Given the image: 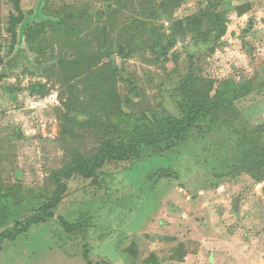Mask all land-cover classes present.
Instances as JSON below:
<instances>
[{
	"label": "rangeland",
	"instance_id": "1",
	"mask_svg": "<svg viewBox=\"0 0 264 264\" xmlns=\"http://www.w3.org/2000/svg\"><path fill=\"white\" fill-rule=\"evenodd\" d=\"M20 1L32 20L50 18L20 57L29 50L50 67L0 66V232L52 198V173L75 149L126 144L165 117L183 118L193 35L221 24L227 31L215 50H199L194 62L215 79L212 95L225 104L205 111L181 139L144 143L95 178H72L53 217L3 243L0 264H145L124 253L133 240L145 243L144 258L155 254L163 264H264V180L254 176L264 174V0H51L44 13L46 0ZM12 15H19L14 0H0L1 59L15 52ZM177 19L195 30L162 53ZM103 50L115 52L103 63L115 70L118 101L103 116L104 130L78 129L72 139L60 62ZM73 85L81 95L93 86L87 79ZM179 251L188 254L183 262L169 259Z\"/></svg>",
	"mask_w": 264,
	"mask_h": 264
},
{
	"label": "trees",
	"instance_id": "2",
	"mask_svg": "<svg viewBox=\"0 0 264 264\" xmlns=\"http://www.w3.org/2000/svg\"><path fill=\"white\" fill-rule=\"evenodd\" d=\"M208 1V4H211L213 0ZM20 2V0H14L19 15H12L10 25L13 36L12 45L15 52L7 59L0 58V64L5 68L3 72L16 71L22 60V57H20L21 51L26 49V43L34 37L47 32L46 21L50 18L44 14L42 19H36L31 23L27 22L29 15L21 8ZM50 3L51 0H46L43 6V13L48 9ZM191 26L190 20L177 19L176 29L173 32L174 39L170 41L168 47H160V51L163 53L168 48L173 47L179 37L185 36L188 28L195 30ZM226 31L227 27L224 24L212 28L208 32L194 31L193 43L190 47V70L182 83V89L189 100L188 109L183 118L174 115L165 117L163 124L158 129L142 133L130 139L126 144L124 142L115 143L103 140L96 150L90 154H83L75 149L73 158L52 173L55 186L52 198L38 212L31 214L24 220L16 221L13 226L0 232V251L6 240L15 241L20 235L27 233L34 224L45 223L49 218L53 217V210L61 203L68 192V181L75 176H82L86 179L95 178L98 171L108 161L123 162L129 160L138 154L139 147L144 143L159 145L165 142H172L175 139H181L186 132L195 126L205 111L216 110L220 105L225 104V100L214 99L212 93L216 81L213 78L203 76L199 70H196L194 55L203 48L215 47ZM23 44H25V47L21 49ZM214 47L212 51L215 50ZM113 53L115 52L103 50L99 55L78 57L72 60L65 59L60 62L65 79L68 80L70 85V95L65 102L64 129L66 134L72 139L79 137L78 129L93 127L95 129L98 128L99 131L104 130L103 116L109 115L114 103L118 101V94L113 81L115 79V70L111 64L103 63V59L112 56ZM118 53L124 57L131 55V51L125 48H121ZM36 63L39 64L37 60ZM47 65L46 68L50 67V64ZM75 79H87L88 83L93 85L87 87L88 94L81 95L76 92V85H73ZM262 87L264 88V82ZM165 175L177 177L176 173H172V171H166ZM254 176L259 181L264 180V174ZM65 223L68 225L67 222ZM145 250L146 246L143 241L133 240L123 251L128 258L137 263L142 262L143 259L145 264H163L165 258H159L155 254L150 255L147 259L144 258ZM187 255L186 252L179 251L177 255H172L169 259L183 262Z\"/></svg>",
	"mask_w": 264,
	"mask_h": 264
},
{
	"label": "water",
	"instance_id": "3",
	"mask_svg": "<svg viewBox=\"0 0 264 264\" xmlns=\"http://www.w3.org/2000/svg\"><path fill=\"white\" fill-rule=\"evenodd\" d=\"M32 17H27V22L31 23L30 21L32 20L31 19ZM34 19V17H33ZM34 21V20H32ZM35 56L36 54L31 52V51H27L24 55V57L22 58L21 62H20V65L19 67H17V70H19V68L21 67H30V68H33L35 66H37V70L38 71H41L42 69L46 68L48 65L47 64H40V65H37L36 63V60H35Z\"/></svg>",
	"mask_w": 264,
	"mask_h": 264
},
{
	"label": "flooded vegetation",
	"instance_id": "4",
	"mask_svg": "<svg viewBox=\"0 0 264 264\" xmlns=\"http://www.w3.org/2000/svg\"><path fill=\"white\" fill-rule=\"evenodd\" d=\"M0 66H1V64H0ZM1 68H2L1 70H4L5 69L4 66H1Z\"/></svg>",
	"mask_w": 264,
	"mask_h": 264
}]
</instances>
